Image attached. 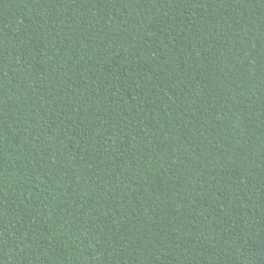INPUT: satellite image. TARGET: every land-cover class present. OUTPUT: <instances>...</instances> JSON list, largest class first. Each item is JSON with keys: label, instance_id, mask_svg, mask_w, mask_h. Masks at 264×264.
Wrapping results in <instances>:
<instances>
[{"label": "trees", "instance_id": "16d2710c", "mask_svg": "<svg viewBox=\"0 0 264 264\" xmlns=\"http://www.w3.org/2000/svg\"><path fill=\"white\" fill-rule=\"evenodd\" d=\"M0 264H264V0H0Z\"/></svg>", "mask_w": 264, "mask_h": 264}]
</instances>
